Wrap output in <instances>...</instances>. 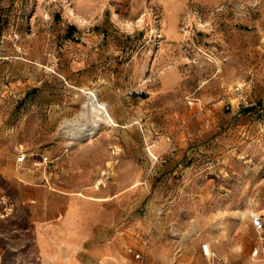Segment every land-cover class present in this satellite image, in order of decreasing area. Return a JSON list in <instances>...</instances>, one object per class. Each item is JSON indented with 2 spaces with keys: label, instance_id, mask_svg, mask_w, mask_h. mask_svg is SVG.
<instances>
[{
  "label": "rangeland",
  "instance_id": "1",
  "mask_svg": "<svg viewBox=\"0 0 264 264\" xmlns=\"http://www.w3.org/2000/svg\"><path fill=\"white\" fill-rule=\"evenodd\" d=\"M263 75L264 0H0V264H51L74 196L85 224L152 210L146 264H264V116L227 108Z\"/></svg>",
  "mask_w": 264,
  "mask_h": 264
},
{
  "label": "crops",
  "instance_id": "2",
  "mask_svg": "<svg viewBox=\"0 0 264 264\" xmlns=\"http://www.w3.org/2000/svg\"><path fill=\"white\" fill-rule=\"evenodd\" d=\"M88 41L92 42L93 39H88ZM86 51H88V49H86ZM81 60H88L86 62L92 63V61H95L96 59L82 58ZM85 65L86 63H84V61L80 62V59L77 61V68L83 67ZM76 87L80 88L79 86ZM253 93L259 97L261 105L264 106V75L262 77L258 76L256 78ZM233 114L226 115L225 117L232 121V125L236 126V130H238L239 133H243L244 135H249L253 130H255L254 127H256L258 131L259 126L262 125L259 118L251 123L253 117H249L251 114L250 112H247V114L244 116L237 114L238 117L236 115L234 117ZM257 134H259V132H257ZM37 178L38 177L34 172L24 174L22 180L24 181L26 187L23 189L22 194L23 199L27 202L35 203L40 199L35 193L37 187L34 185H37ZM40 178H43V176L41 175ZM137 183L138 185L140 184V182ZM90 193L91 195L88 196L89 200L83 201L99 205L106 203V205L108 204L110 207L112 200H114L107 196H97L98 191L95 185L92 186ZM69 199L71 202L65 205L64 213L61 214L63 221L61 224L62 231L60 232H63V235L59 234V238L49 239V235L47 234L45 240L43 241L45 243L43 247H46L49 244L57 249L56 255L48 257L50 258V263L127 264V258L122 254L123 245L120 244V237L116 236L113 231L114 226L121 223V221L125 219L122 224H125L124 226L129 227V232L126 235V239L134 241L132 233L139 231V229L142 230L146 227L144 219H138L134 217L129 218L130 211L124 209L121 211L120 217H117L118 219L115 218V223L112 226L110 225V227L106 226V223H101L100 220L95 217L96 214L94 211L89 213L88 210L87 216L89 218L85 224L83 218L85 213L83 208H77L75 206V196L69 197Z\"/></svg>",
  "mask_w": 264,
  "mask_h": 264
},
{
  "label": "built area",
  "instance_id": "3",
  "mask_svg": "<svg viewBox=\"0 0 264 264\" xmlns=\"http://www.w3.org/2000/svg\"><path fill=\"white\" fill-rule=\"evenodd\" d=\"M249 85L250 81H245L230 88L232 100L228 102L227 108H232L233 105L237 103L238 107L240 108L249 109L250 112H256L257 114H262V116H264L260 99L258 96L254 95L253 89H250ZM151 154L156 160L154 161V164L157 162H166V159L163 157L156 156L153 153ZM27 157V154L24 153L19 157V161L23 162L27 159ZM48 161L49 157L47 155H42V160L40 163H48ZM153 214L154 212L150 209L143 211L142 219L147 221L146 230L139 229V231L133 232L132 235L134 241L126 239V235L129 232V227L124 226L125 224H122L125 219L121 221V223L114 226L113 231L116 236L120 237V242L123 245L122 254L127 258V264H146L151 251V237L155 231L153 224ZM252 222L260 238L264 239V215L254 214L252 216ZM200 249L203 256L207 258L210 264H216L218 256L210 242H202ZM223 262L224 264H229L228 261Z\"/></svg>",
  "mask_w": 264,
  "mask_h": 264
},
{
  "label": "bare ground",
  "instance_id": "4",
  "mask_svg": "<svg viewBox=\"0 0 264 264\" xmlns=\"http://www.w3.org/2000/svg\"><path fill=\"white\" fill-rule=\"evenodd\" d=\"M76 15V14H75ZM73 17H74V15H73ZM82 20V19H81ZM80 20V21H81ZM90 101L94 104V106L95 107H97L98 109H106V107L103 105V103L104 102H101L100 101V98L99 97H97V95L94 93L92 96H91V99H90ZM91 106V105H90ZM93 107V106H92ZM90 109H92L91 107H90ZM94 109V108H93ZM99 111V110H98ZM101 111V110H100Z\"/></svg>",
  "mask_w": 264,
  "mask_h": 264
}]
</instances>
